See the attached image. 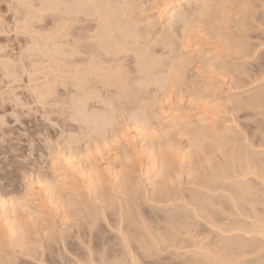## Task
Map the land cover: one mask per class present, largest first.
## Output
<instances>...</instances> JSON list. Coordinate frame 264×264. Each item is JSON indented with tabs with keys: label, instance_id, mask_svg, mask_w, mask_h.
I'll return each instance as SVG.
<instances>
[{
	"label": "bare ground",
	"instance_id": "bare-ground-1",
	"mask_svg": "<svg viewBox=\"0 0 264 264\" xmlns=\"http://www.w3.org/2000/svg\"><path fill=\"white\" fill-rule=\"evenodd\" d=\"M215 1L220 2L216 11L213 10ZM226 1L235 0H169L167 3L191 5L193 10L197 3H207L214 6L208 10L207 20H220L224 24L228 22L225 20L226 9L222 6ZM145 2L164 4L163 0ZM91 4L104 6L99 10L103 19L97 15V9L86 7ZM142 4L144 3H140V0H38L36 5H31L25 0H18L19 6H31L18 10L21 18L39 21L45 13H57L68 23H82L76 27L79 32L71 39L61 42L53 53L61 55L63 59L87 56V65L83 71L96 81L87 88L80 87L71 93V103L74 104L73 109H77L76 116L93 124L92 129L97 135H101L104 146L107 140L104 139L105 135L115 132L113 121L116 117L113 114L118 111L117 105H123L122 102H116L110 94H114V97L124 95L131 100L136 95L130 92L128 83L121 79V59L129 56L139 74L136 83L140 86L154 85L164 93H170L169 81L174 79V76L169 75L174 71L173 57L169 64H163L155 59L153 51L149 50L150 45L143 43L151 33L153 21L149 19L142 28L133 16V11L139 12L140 8L127 7L129 12H126V8L120 7ZM249 6L247 3L241 4L242 10ZM255 8H260L261 11L253 12V23L239 24L237 33L219 36L230 55L241 59L255 55L257 51L247 47L244 42L245 33L249 31L255 32L254 30L261 28L264 44V0H259ZM159 13L165 17V34L158 35L153 44L160 45L161 51L173 54L179 50L175 47L176 37L183 39V27L179 24L174 27L169 23L171 13L168 9H162ZM256 13L258 16L254 18ZM216 14L219 16L214 18L213 15ZM54 35L66 37L68 33L64 30L61 36L56 31L52 34ZM93 52L95 58H99L98 62L92 60ZM180 55L176 57L175 70L182 67L179 63ZM211 59L221 60L216 55ZM219 65L221 72L228 69V63L223 60ZM79 71L81 69H77L72 76L78 82L80 80L76 74ZM196 76L203 80L199 73ZM202 85L207 86L205 82L197 86L195 97L206 100L201 95ZM215 90L216 88L212 91ZM229 100L234 113H239L246 107L252 110L264 108V82L243 91L238 98L227 101ZM96 104L100 106L97 107ZM138 109L140 112L145 111L144 108ZM138 114L133 119V125L137 126L136 136L141 140L148 139L143 146L144 150L140 152L148 160L147 166L142 170L143 184H135V191L133 188L126 193H119L123 198L116 197L110 203L111 213L108 217L104 214V209L100 214L90 213L84 220L83 230L78 233L72 251H69L71 249H68L67 243L60 237L55 242L59 245L57 248H43L39 244L38 251L33 249L26 256L38 264H84L85 261L93 264H133L134 261L136 264H160L140 258L139 252L144 253L145 258L167 252L172 257L167 264H264V235L261 232L264 185L259 179L264 172V153L261 152L264 138L261 137L254 143L234 126L216 131L208 125L209 120L203 118L202 114L195 115L194 120L186 121L179 118L177 111L162 108L150 117H143L141 114L138 117ZM152 121L156 129L151 128L150 132L145 133L147 127H152ZM174 131L183 140L180 148L174 152L162 150L156 135L162 134L165 144L174 148ZM126 153L127 151L124 152ZM88 156L86 154L84 158L87 159ZM73 158L72 161L76 159ZM88 162L85 170L81 166L79 169L75 163L74 168H70L93 178L97 175L98 168ZM61 173H57L55 179L59 178L61 181L57 182L64 183L67 175L65 172ZM47 189V195L52 199L59 196L60 190L56 193L50 186ZM137 189H142V196L137 193ZM6 202L0 203V215L9 219V228L14 234V204ZM62 204L71 205L72 201H62ZM147 204L151 206L150 212L144 209ZM98 216L102 217L105 225L112 231L111 236L103 235ZM69 244L72 246L73 243ZM60 248L71 254L72 258L63 256Z\"/></svg>",
	"mask_w": 264,
	"mask_h": 264
},
{
	"label": "rangeland",
	"instance_id": "rangeland-1",
	"mask_svg": "<svg viewBox=\"0 0 264 264\" xmlns=\"http://www.w3.org/2000/svg\"><path fill=\"white\" fill-rule=\"evenodd\" d=\"M25 1L31 5L38 3V0ZM163 1L165 3L169 0ZM140 3L149 4L145 0H140ZM242 3L250 6L242 10ZM257 3L259 0L223 3L222 6L226 9L225 20L228 22L223 24L220 20H207L210 42L201 39V47L196 49L195 39L192 51L184 54L191 56L195 53L196 67H203L215 55L221 58L220 61L228 63L226 71H218L212 78L216 90L211 93L201 92L206 100L195 97L197 86L205 81L196 76L197 72L189 64H185L184 86L174 94L171 88L170 93H164L154 85H138L136 81L139 74L135 65L131 63L129 56L121 59V79L128 83L130 92L136 95L131 100L124 95L114 97V94H110L116 102H122L123 105L116 104L119 112L113 114L116 117L113 121L115 132L105 135V147L101 143V135H97L92 129L93 124L76 116L77 109H73L74 104L71 103V93L80 87L87 88L96 81L83 71L87 65L85 57L63 59L61 55L53 53L61 42L71 39L79 32L76 27L82 23H68L57 13H45L39 21L24 19L18 12L21 9L18 0H0V31H6V34L0 35V203L6 204L8 201L14 204L16 227V232L12 234L9 219L0 215V264H38L26 256L28 252L33 249L38 251L39 244L43 248H57L59 245L55 242L60 237L67 243L68 249H71L69 251H72L78 233L83 230L84 220L90 213L100 214L104 209V214L108 217L111 213L110 203L116 197H122L119 193H126L133 188L135 191V184H143L142 170L147 166L148 160L140 152L144 150L143 146L148 139L141 140L136 136L137 126L133 125V119L138 112V117H150L161 108L175 110L182 121L194 120L195 115L202 114L203 118L209 120L208 125L216 131L234 126L254 143L259 138H264V108L252 110L246 107L239 113H234L232 104L227 101L238 98L243 91L264 82L261 28L245 33L244 42L247 47L257 51L248 58L230 55L228 48L219 39L222 34L237 33L239 24L253 23V12L261 11L260 8H255ZM9 4L13 5L11 9ZM213 4V10L216 11L220 2L215 1ZM120 7L126 8L124 5ZM126 12H129L128 8ZM159 12L147 8L139 12L134 10L133 16L142 28L149 19L153 21L151 33L143 43L150 45L149 50L153 51L156 60L169 64L171 57H177L181 53L176 50L173 54H168L161 51L160 45L153 44L158 35L165 34V17L160 16ZM213 16L216 18L219 15ZM17 24L20 25L19 33ZM63 25H66L64 29ZM64 30L68 36H52L56 31L60 35L64 34ZM25 32L28 34L25 35ZM98 60L96 57L94 61ZM220 61L216 63L219 65ZM77 69H81L76 74L80 82L72 77ZM170 96L173 97L171 100ZM181 99L185 101L184 104L180 103ZM189 100L193 103H187ZM139 107L145 111L140 112ZM152 122V127H147L145 133L150 132L151 128L156 129L154 121ZM156 136L162 150L174 152L183 143L177 131L172 133L174 148L165 144L162 134ZM86 154L89 155L87 159L84 158ZM53 159L56 166H53ZM87 162L98 168L97 175L93 178L79 174L76 170L75 173L73 169L75 163L79 169L81 166L85 170ZM60 170L68 178L64 183L57 182L61 181L59 178L55 179L57 173L62 174L56 173ZM49 186L56 193L60 186L63 188L55 200L47 195ZM137 190L142 196V189ZM67 200L72 201V204L61 205L62 201ZM147 205H144V209L150 212L151 206ZM99 220L103 235L111 236L112 231L105 225L102 217ZM69 243H73L72 246ZM60 250L63 256L72 258L71 254L61 248ZM53 257L58 259L56 255ZM139 257L160 264H167L172 258L167 252L149 258L139 252Z\"/></svg>",
	"mask_w": 264,
	"mask_h": 264
},
{
	"label": "snow or ice",
	"instance_id": "snow-or-ice-1",
	"mask_svg": "<svg viewBox=\"0 0 264 264\" xmlns=\"http://www.w3.org/2000/svg\"><path fill=\"white\" fill-rule=\"evenodd\" d=\"M9 9L13 7L12 4L8 5ZM19 7H31L30 5H20ZM86 7L97 9V15L101 16V19H103L102 13L99 11L104 6L98 5V4H91L87 5ZM108 7H111L110 5ZM124 7H137L140 9H147L152 8L154 11H161L162 9H168V11L171 13V19L169 21L170 24H172L174 27L179 24L181 27H183L184 30V36L183 39H181L179 36L176 37V47L179 48V51L181 53L179 57V63L182 65L180 70H175V63L177 58L173 57V72L169 75L174 76V79H171L169 81L170 87L172 92L175 94L178 88H182L185 83L186 79V68L183 67L185 64L191 65L192 69L200 74V77L203 78L205 81L206 87L202 85V91H207L211 93L213 89H215V84L212 82V78L216 75L218 71L221 70V66L216 63L215 60L209 61L206 65L203 67H196V57L195 53L193 52L191 56H185L184 54L189 53L192 51L193 43H194V37L195 40V48L199 49L201 47L200 40H208L210 42V35H209V29L207 27V19L209 16L208 10L210 6L207 3L199 4L197 3L195 5V10H193V6L191 5H183L180 3H167L164 4H142V5H124ZM262 24H264V21H262ZM99 31V29L97 30ZM17 32H20V25L17 24ZM6 34V31H0V35ZM25 35L28 33L25 32ZM102 43V42H101ZM77 54H80L79 52ZM87 61V56L85 57ZM95 59V53H92V60ZM31 78V77H29ZM173 97H169V100H171ZM76 96H73V100L75 101ZM181 104H184L185 101L181 99ZM187 103L192 104L193 101L189 100ZM229 103H231V100H229ZM107 147V145H105ZM52 151V147H49V152ZM261 152L264 153V143L261 145ZM30 158V157H29ZM53 165L55 166L56 161L52 160ZM259 179L261 180V184L264 185V172L261 173ZM13 215H15V206H13ZM261 232L262 235H264V216L261 218ZM84 264H93V262L85 261ZM133 264H136L134 261Z\"/></svg>",
	"mask_w": 264,
	"mask_h": 264
}]
</instances>
